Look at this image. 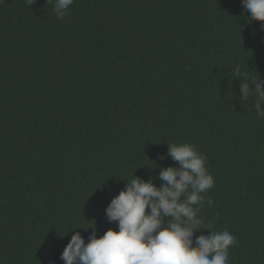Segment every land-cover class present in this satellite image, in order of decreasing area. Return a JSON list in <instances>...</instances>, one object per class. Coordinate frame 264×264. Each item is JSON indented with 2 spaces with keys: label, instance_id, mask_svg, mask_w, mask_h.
<instances>
[{
  "label": "trees",
  "instance_id": "16d2710c",
  "mask_svg": "<svg viewBox=\"0 0 264 264\" xmlns=\"http://www.w3.org/2000/svg\"><path fill=\"white\" fill-rule=\"evenodd\" d=\"M46 3L0 0V264H64L75 231L118 230L111 199L159 187L172 142L207 157L198 214L235 236L230 264H264V117L239 87L264 80V22L241 0Z\"/></svg>",
  "mask_w": 264,
  "mask_h": 264
},
{
  "label": "clouds",
  "instance_id": "9594fccd",
  "mask_svg": "<svg viewBox=\"0 0 264 264\" xmlns=\"http://www.w3.org/2000/svg\"><path fill=\"white\" fill-rule=\"evenodd\" d=\"M26 3L32 6L35 0ZM73 3L47 0L46 4H53L57 18L64 19ZM241 4L250 12V20L264 22V0H241ZM234 73L247 80L239 71ZM249 84L257 95V115L264 117V80L257 77L241 83L243 100L253 91ZM167 144V155L178 166L161 168L159 179L163 183L159 187L153 183L154 177L144 180L134 176L127 181L106 208L107 219L116 222L118 230L109 228L100 236L94 230L87 242L75 231L61 253L64 264H230L229 249L237 243L235 236L226 229L215 231L203 226L198 214L205 203L213 204L204 195L215 184L206 155L192 143ZM202 228L209 234L195 236L194 242V233Z\"/></svg>",
  "mask_w": 264,
  "mask_h": 264
}]
</instances>
